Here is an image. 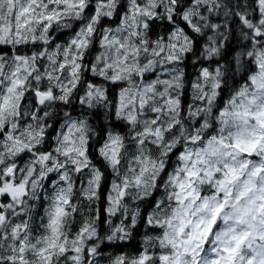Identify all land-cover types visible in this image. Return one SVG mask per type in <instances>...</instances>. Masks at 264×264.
<instances>
[{"label":"snow or ice","instance_id":"snow-or-ice-1","mask_svg":"<svg viewBox=\"0 0 264 264\" xmlns=\"http://www.w3.org/2000/svg\"><path fill=\"white\" fill-rule=\"evenodd\" d=\"M7 3L0 264H94L102 218L108 240L146 229L110 264H264V0ZM101 80L114 119L96 141L82 118L48 122L46 106L105 98Z\"/></svg>","mask_w":264,"mask_h":264},{"label":"clouds","instance_id":"clouds-1","mask_svg":"<svg viewBox=\"0 0 264 264\" xmlns=\"http://www.w3.org/2000/svg\"><path fill=\"white\" fill-rule=\"evenodd\" d=\"M21 6V0H15L14 7L19 8ZM9 5L7 0H4L3 3H0V16H9ZM7 22V21H5ZM64 24L69 25V27H62L58 30V32H68L70 31L71 24L73 21H63ZM35 27V25H33ZM115 27V26H114ZM50 41L55 39V33L49 38ZM60 43V42H57ZM199 56H193L191 63H195ZM211 59L218 60L220 62L222 78L227 77L229 78V83L231 82V77L235 72V66H229L227 60H223L220 58L219 55L212 57ZM87 72V69H85ZM90 73V72H88ZM92 75V73H90ZM87 79V77H85ZM100 89L105 93V98L101 99L98 97H94L93 99L89 100L88 97H85V102L81 104L80 100L76 97H73L71 104L68 107L60 106L57 107L55 104L51 106H46L48 116L51 117L49 119V123L56 122L58 123V128L60 127L61 123L68 122L69 117L71 119H80L82 118L85 122L86 128L88 133L91 136V141H96L100 136V129L101 127L110 128L113 116H111L112 106L111 100L108 99V94L110 92L109 83L106 80H101L99 83ZM73 107H75V111H73ZM35 111V109H33ZM11 120V118H9ZM188 119V117H185ZM13 127H15V121H12ZM35 123V122H34ZM102 159V158H101ZM157 159H161V157L157 156ZM169 161L165 158V164H168ZM110 171V170H109ZM138 203V202H137ZM135 208V203L130 206L129 211H133ZM106 226L109 228L110 225L105 223ZM110 233H106L101 238L96 239V246L101 247V244L105 241L110 242L112 244H116L120 241L118 238H113L112 240H108L107 236ZM133 240L131 237L129 240ZM110 256L111 253H98L96 256L92 257L91 260L94 264H110ZM84 264H89L87 260H85Z\"/></svg>","mask_w":264,"mask_h":264},{"label":"trees","instance_id":"trees-1","mask_svg":"<svg viewBox=\"0 0 264 264\" xmlns=\"http://www.w3.org/2000/svg\"><path fill=\"white\" fill-rule=\"evenodd\" d=\"M113 27L115 26L114 24L112 25ZM55 33V42H61L64 38L67 37L68 33L67 32H63V33ZM60 37V39H57V37ZM4 46H0V48H3ZM187 63V67H186V71L189 73H192V75H195L192 63H191V59H189V61L186 62ZM207 63V62H205ZM200 65L199 63L196 64V67L198 68ZM214 66V65H213ZM87 77H91L90 73H86ZM99 79V78H97ZM111 91V90H110ZM185 101L186 102H190V95L189 94H185ZM56 127L58 128V123L56 125ZM97 147H99V145H97ZM171 156V154H170ZM172 159H174V156L172 157ZM169 164H171V160L169 161ZM110 178V177H109ZM55 179V175L51 174L50 177L45 181V187L49 188L51 185V181ZM42 199V197H41ZM143 205H141V208L143 210ZM43 210V203H41L40 206V211L42 212ZM106 215V214H105ZM115 222H119L118 218H116ZM146 231V229L143 227V225L141 224V226L139 227V233L140 235H137L135 237L134 240L131 241H118L116 244H112L110 242L105 241L104 243L101 244L100 247V252L101 253H111L114 254L117 251H124V252H129L131 253L132 248L135 247H139V245L142 243V236L144 234V232ZM98 232L101 236L105 235L108 232V227L106 226L105 223H103V218L101 220V223L98 225Z\"/></svg>","mask_w":264,"mask_h":264}]
</instances>
